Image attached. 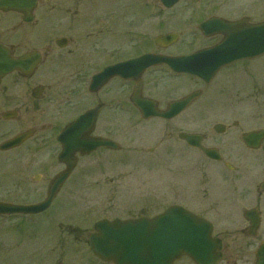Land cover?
I'll use <instances>...</instances> for the list:
<instances>
[{
  "label": "flooded vegetation",
  "instance_id": "1",
  "mask_svg": "<svg viewBox=\"0 0 264 264\" xmlns=\"http://www.w3.org/2000/svg\"><path fill=\"white\" fill-rule=\"evenodd\" d=\"M186 1H188V5H195L199 4L200 0L195 3L191 0ZM139 2L140 0H5L3 8H0V47L6 50L7 56L12 59L24 57V62L28 59L29 61L36 59V55L39 57L38 66L32 74L13 71L0 77V85L4 79L13 74L19 78L30 80L35 76L40 65L45 63L54 64L60 70L62 69L61 72L68 73L72 78V87L74 86L71 96L78 97L79 104L83 100L85 101L83 104L86 106L89 104L83 111L98 106L94 135L109 138L117 145L116 149L98 147L87 156L120 151L121 139H115V136L120 133L119 127L124 126L122 113L135 111L139 115L140 108L131 100L136 79L140 78L142 81L140 95L146 99L157 101L158 106H163L162 108L171 100L189 92L173 95V98L164 101L161 106L160 99L155 96L159 87L158 80L169 82L171 79L193 77L204 84L203 80L198 77L187 73H177L166 65H160L146 68L136 79H125L118 73V75L111 76L95 92L90 89L92 76L105 67L137 58L143 54L183 56L192 53L186 49L187 43L182 48H176L180 42L179 39L166 47L158 46L154 41L155 36L152 41L146 37L126 39V31L141 30V26H145L146 23L149 24V29L155 25L156 0H149L144 4L146 7H144L143 15L140 14ZM236 4L240 6L234 7ZM200 5H202L200 12L202 11L203 16L196 23V31L197 38H200L201 41L198 42V47L192 51L215 46L223 39L220 33L216 32L211 36H205L203 31L198 29V25L210 17L220 16L232 20L245 16L250 23L264 20V0H205ZM133 6L135 7L133 8ZM209 10L208 15L204 16V13ZM239 11L242 14L237 17L236 14ZM174 32L179 35V32ZM195 41L191 40L190 42L194 43ZM220 51L224 52L225 50L221 49ZM260 58L262 61L258 62L256 67H248L249 64L242 65V67H246L247 71L249 69L248 73L264 76V58L262 56ZM243 63H247V61L231 63L219 72L232 66V75L234 76L236 69H239L238 65ZM184 82L167 86H170V90L176 91L183 88ZM36 87L39 94L37 99H40L45 87L38 84L31 87L30 92ZM195 90L200 91L196 98L198 100L202 95V90ZM69 95V92L62 94L56 100L57 104H62L59 102L60 99L68 100ZM246 95L254 102L260 103H255L258 110H253L252 107L248 108L247 117L245 115L242 120L237 117L235 108H232V120L217 121L223 125L222 134L227 132V135L216 132L215 135L194 132L199 134L196 139L200 145L213 151L214 156L206 155L200 147L190 145L181 139L178 136L181 131L171 130L168 132L167 139H165V158L170 162L172 160L183 161V165L185 160L190 162L191 159L190 169H195L199 180L195 189L189 190L190 187L172 189L170 197L173 200L169 205H180L210 225L209 232L205 233L208 237L203 245V258L196 262L189 255L184 254L174 260L172 264H264V140H260L255 147L250 146L254 142L247 144L244 140L264 139V136L245 135L250 131L264 129V87L250 89ZM13 109L16 110L15 116L19 118L21 115L19 107L11 108L0 112V121H7L2 119V115ZM82 112L75 114L71 120ZM245 118L246 121L252 120L257 123L254 122L250 125L252 127L246 128ZM53 120L55 123L50 121L38 126V122L28 126L27 128H33L34 135L26 139H40L45 142L54 139L57 146L54 157L59 167L57 173L64 168V165L58 161L61 147L56 139V134L67 121L61 123L63 120L60 115L55 116ZM12 136L2 133L0 139L3 140L0 143ZM24 143L17 148L0 152L15 151ZM157 149V145H155L145 148L143 151L153 154ZM189 155L192 158H189ZM80 157L82 156L78 155L77 162ZM23 158L29 157L23 156ZM28 161L32 165H43L37 160L28 159ZM91 165L94 168L98 164L92 163ZM170 168L173 171L174 166L172 165ZM38 177H40L39 174L35 178ZM212 182L214 186H220L222 190L214 191L210 186ZM149 205L150 208H153L155 202ZM124 210L125 208H118L115 203H90L88 207L84 208V217L82 218L85 220V224L77 222L78 215L73 213L76 217L66 218L65 221L50 218L31 225L33 228L31 235L34 231L37 232L30 238L28 254L21 264H116L93 253L90 247V237L98 233L95 231V224L100 220L113 221L139 217H121L120 214ZM12 216L17 215L5 218L13 220L10 218ZM21 216L25 218L24 215ZM45 225L51 227L49 232L52 244L49 245L50 248L47 252L40 249L42 241L38 239L40 228H45ZM36 239L40 243L37 241V243H32ZM34 247H37L36 249L39 251L32 255ZM9 249L10 247L7 248V250ZM7 255L8 251L0 255V260L4 259V262L1 261L0 264H10L5 260ZM15 264L18 263L15 261Z\"/></svg>",
  "mask_w": 264,
  "mask_h": 264
},
{
  "label": "rangeland",
  "instance_id": "2",
  "mask_svg": "<svg viewBox=\"0 0 264 264\" xmlns=\"http://www.w3.org/2000/svg\"><path fill=\"white\" fill-rule=\"evenodd\" d=\"M148 1L140 0L138 5L141 8V15L146 7L144 4ZM202 1L205 0H200L199 4L188 5V1L180 0L174 7L167 10L162 8L159 1L156 0L154 27L149 29V24L146 23L145 26H141V30L126 31L125 38L142 39L146 37L152 41L156 35L176 31L180 35V42L176 48H182L187 43L186 49L192 52L201 41L200 38H197L196 23L203 16L202 11L200 12ZM239 6L236 4L234 7ZM210 10L205 12L204 16L208 15ZM239 12L236 15H240ZM191 40L196 41L191 43ZM261 61L262 59L259 58L249 64L254 68ZM246 64H239V69H236L234 76L232 75V66L225 68L207 85L193 77L171 79L169 82L158 80L159 87L155 96L160 99L161 106L164 101L173 98V95L176 94L201 89L202 95L182 114L169 121L157 118L143 120L135 111L122 113L124 126L119 127L120 133L115 136V139H121L120 151L80 157L69 181L65 183L46 213L13 220L0 218V255L8 251V259L5 258L7 263L15 264L16 261L21 264L28 254L30 238L37 232L34 231L31 235L33 229L31 225L50 218L65 221L66 218L76 217L75 214L78 215L77 222L85 224V220L82 218L84 217V208L88 207L90 203H115L118 208H125L124 212L120 214L121 217L151 216L163 211L172 202L173 199L170 197L172 189L177 187L195 189L199 180L195 169H190L191 159L190 162L185 160L184 165L183 161H168L164 155L165 139L171 130L205 132L215 135V132L212 131L213 124L217 121L232 120V108H235L237 117L242 120L245 115L247 117L248 108L252 107L253 110H258L254 103H260L254 102L246 94L250 89L263 88L264 76L248 73L249 69L247 71L246 67H242ZM61 70L54 64L45 63L40 65L35 76L30 80L19 78L13 74L2 81L0 112L8 108L19 107L21 115L16 120L0 121V136L2 133L11 135L19 129L38 122V126L50 121L55 123L53 118L57 115H60L64 121L69 120L85 108L84 100L79 104L78 97L71 96L74 88V86L72 87V78ZM63 70L65 71V69ZM181 81H185L182 89L172 91L169 89L170 86H167L179 84ZM37 84H41L45 88L42 97L36 100L31 98L30 89ZM68 92L70 93L69 99H60L59 102L62 104L58 105L56 100ZM244 122L245 127L248 128L252 127L250 125L256 121H246L245 118ZM258 124L261 125L259 122ZM227 134L224 132L221 135ZM155 145L158 149L153 154L143 151V149ZM56 148L54 139H49L48 142L29 139L15 151L0 152V199L13 203H34L42 200L45 197L47 180L59 168L54 157L57 152ZM23 156L29 158L26 160ZM189 156L192 158L191 155ZM28 159L40 161L43 165H32ZM92 163L98 165L92 168ZM172 165L174 166L173 171L170 168ZM37 174L40 177L35 179ZM210 186L214 191L222 190L220 186H214L213 182L210 183ZM152 202H155V207L150 208L149 204ZM51 212L54 214L51 215ZM40 230L38 237L42 241L40 249L47 252L50 248L49 245L52 244L49 232L51 227L47 225ZM36 241L38 242L36 239L32 243H37ZM8 247H10L9 250H7ZM36 248H33L32 255L39 251ZM1 261L4 262V259L0 260V263Z\"/></svg>",
  "mask_w": 264,
  "mask_h": 264
},
{
  "label": "water",
  "instance_id": "3",
  "mask_svg": "<svg viewBox=\"0 0 264 264\" xmlns=\"http://www.w3.org/2000/svg\"><path fill=\"white\" fill-rule=\"evenodd\" d=\"M4 1L0 0L1 8ZM162 1L170 5L176 0ZM159 39L169 42L175 37L174 35H164ZM222 45L229 47L231 44L229 41H225ZM262 52H264V24L263 26H245L243 21H239L232 23V49L224 53L222 59H217L218 49L213 48L173 59L143 55L131 62L137 64L136 68L139 67L142 70L151 63L167 62L174 70L190 72L209 81L222 65L238 58H248ZM6 58L5 52L0 49V75L13 69L29 73L36 64L29 59V62H24L23 59L7 60ZM128 63L130 64V62L125 64ZM116 68V66L112 68L114 73L117 72ZM105 73L104 71L99 73L95 76V80H98V83L105 82L107 79ZM33 93V96H36L35 91ZM138 94L139 87H136L132 100L142 108L141 112L144 117L160 116L164 118H171L179 113L197 95V93L187 95L170 103L166 110L160 111L156 108L155 103L151 105L144 103L139 99ZM94 115V110L84 113L74 122L69 123L58 135V140L62 144L59 160L63 161L67 167L50 182L47 198L40 203L26 206L0 202V214L36 213L44 210L73 167L75 152L79 151L81 154H86L101 145L111 146V143L101 138H88ZM28 134L22 133L18 138ZM257 134L260 135L262 132ZM180 137L191 142L193 136L181 133ZM24 140L9 139L0 145V149L16 147ZM203 226L204 223L192 213L179 206H170L152 218L141 217L134 220L98 222L95 227L99 234L91 237V248L101 258L112 260L117 264H171L174 259L185 253L199 262L203 258V245L206 242L200 229Z\"/></svg>",
  "mask_w": 264,
  "mask_h": 264
}]
</instances>
